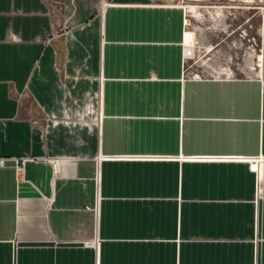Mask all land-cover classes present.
I'll return each mask as SVG.
<instances>
[{"label": "crops", "instance_id": "1", "mask_svg": "<svg viewBox=\"0 0 264 264\" xmlns=\"http://www.w3.org/2000/svg\"><path fill=\"white\" fill-rule=\"evenodd\" d=\"M257 1L258 68L191 78L182 0H0V264H264Z\"/></svg>", "mask_w": 264, "mask_h": 264}, {"label": "rangeland", "instance_id": "2", "mask_svg": "<svg viewBox=\"0 0 264 264\" xmlns=\"http://www.w3.org/2000/svg\"><path fill=\"white\" fill-rule=\"evenodd\" d=\"M182 6L184 31L194 35L191 45L184 43V76L243 77L258 68L257 0H182Z\"/></svg>", "mask_w": 264, "mask_h": 264}, {"label": "built area", "instance_id": "3", "mask_svg": "<svg viewBox=\"0 0 264 264\" xmlns=\"http://www.w3.org/2000/svg\"><path fill=\"white\" fill-rule=\"evenodd\" d=\"M191 78H199L198 75H195V74H192L190 75ZM216 77H219L218 75H216ZM223 77L225 78H231L232 75L229 74H224ZM196 159V158H195ZM199 159H202V160H215V161H225V160H240V158H199ZM264 160V158H263ZM27 161V158H18V159H13V163H14V168L17 171H20L22 169V166L24 164V162ZM4 164V159L3 158H0V167H2ZM261 164V163H260ZM253 172L256 176V180L257 178H260V170L259 168H257V164H255L254 168H253ZM88 210V208H86ZM90 211H92L93 215L96 216V210H97V205H96V202L94 204V206L89 209Z\"/></svg>", "mask_w": 264, "mask_h": 264}, {"label": "bare ground", "instance_id": "4", "mask_svg": "<svg viewBox=\"0 0 264 264\" xmlns=\"http://www.w3.org/2000/svg\"><path fill=\"white\" fill-rule=\"evenodd\" d=\"M193 43V37L190 35V34H185V44L186 45H191ZM260 59H261V56L259 55L258 56V65L257 66H259L260 65ZM227 75H229V74H227Z\"/></svg>", "mask_w": 264, "mask_h": 264}]
</instances>
